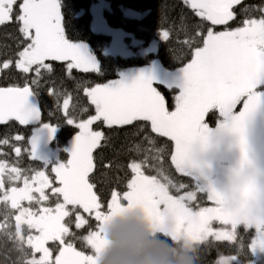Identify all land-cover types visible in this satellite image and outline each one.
Returning <instances> with one entry per match:
<instances>
[{
    "label": "snow or ice",
    "instance_id": "obj_1",
    "mask_svg": "<svg viewBox=\"0 0 264 264\" xmlns=\"http://www.w3.org/2000/svg\"><path fill=\"white\" fill-rule=\"evenodd\" d=\"M241 3L183 0L199 18V30L183 41L190 58L171 82L140 72L130 80L122 76L84 86L87 103L78 113L69 111L71 96L64 98L66 124L78 129L65 150L67 159L53 163L40 155L35 131L25 151L42 162L43 170H24L0 159V236L18 252L17 264H96L105 244L104 223L131 207H138L150 227L174 245L198 252L227 244L231 254L217 248L212 264H253L249 255L264 252V175L250 158L245 127L264 95V5L243 9V19L237 20L234 9ZM8 23L16 25L23 39L14 60H3L0 68L14 63L21 73L34 75H26L22 84L0 86V124L39 121L51 138L58 125L43 122L36 91L43 74L52 71L50 62H62L70 75L73 70L98 72L100 66L68 37L58 0H0V25ZM160 36L167 41L170 32ZM159 85L174 92L172 104ZM210 112H218L221 128L232 134L239 150L222 189L199 183L190 171L193 145L207 143L205 117ZM97 127L144 133L136 145L143 146V158L126 165V190L113 189L106 202L92 182L95 150L107 139ZM158 138H166L163 146ZM8 144L7 138L0 139V145ZM14 151L19 156L22 149L14 146ZM172 170L188 182L175 179ZM73 223L76 230L87 227V234L79 237L81 246Z\"/></svg>",
    "mask_w": 264,
    "mask_h": 264
},
{
    "label": "trees",
    "instance_id": "obj_2",
    "mask_svg": "<svg viewBox=\"0 0 264 264\" xmlns=\"http://www.w3.org/2000/svg\"><path fill=\"white\" fill-rule=\"evenodd\" d=\"M96 1L58 0V3L68 37L72 42L81 41L89 44L92 53L98 60L100 70L90 73L73 70L70 75L65 64L51 61L52 71L45 72L39 86L36 87L43 122L58 125L51 145L59 150V156L63 160L67 159L65 150L68 141L78 131L74 126L66 124L62 112L64 98L71 96L69 111L78 113L79 107L87 103L82 91L84 86H94L95 83H105L116 79L124 69L147 65L155 58H158L166 69L182 67L190 58L188 46L183 41L188 38V35H191L193 30H199L196 29L199 18L192 15L184 6L183 0H106L109 7L104 10V17L109 26L123 29L144 45L154 39L158 41L156 51L145 55L106 54L104 50L110 44L111 37L101 32H95L91 28V6ZM261 5H264V0H242V3L235 6L234 9L237 13V20L243 19V9ZM124 8L138 11L141 16H127L123 12ZM232 26L237 25L233 23ZM165 30L170 32V38L167 41L162 40L160 36V33ZM218 30L221 29L218 28ZM22 39L23 37L17 31L15 24L0 25V64L5 59L14 60L15 54L20 50L18 45ZM26 75L31 78L34 73L23 74L15 68L14 63L10 65L9 69L0 68V86L22 84ZM157 87L166 96L167 102L172 104L174 92L162 85ZM50 88L55 89L53 94H49ZM218 118V112L214 114L210 112L205 117L211 127L215 125ZM34 125L35 123L22 127L15 121L0 125V139L7 138L9 140L8 145H0V159L7 160L10 165L24 170H43L42 162L32 159L30 152L25 151L28 147L27 139L30 137L31 128ZM96 129L103 130L107 139L95 150L96 167L92 174V182L95 183L96 191L102 201L106 202L110 199L113 189L121 192L126 190L129 171L126 165L130 159L143 158V146L137 149L136 145L142 141L144 133L130 127L112 129L97 127ZM17 135L24 139L16 141L14 138ZM165 140L166 138H158V145L163 146ZM14 146L22 149L19 156L16 155ZM168 159L170 160V157ZM47 171L50 172V167ZM172 176L179 181L188 182V178L179 176L174 170H172ZM3 212L4 207L0 205V223L3 222ZM83 215L88 219L87 214ZM72 228L77 237L76 243L81 246L79 237L87 234V227L76 230L73 223ZM217 248L225 254H231L227 244L214 245L212 249L205 247L195 252V264H212V261L217 258ZM18 255L13 244L0 236V264H17ZM248 258L253 262L255 260L254 255L251 254ZM255 264H264V256L255 261Z\"/></svg>",
    "mask_w": 264,
    "mask_h": 264
},
{
    "label": "rangeland",
    "instance_id": "obj_3",
    "mask_svg": "<svg viewBox=\"0 0 264 264\" xmlns=\"http://www.w3.org/2000/svg\"><path fill=\"white\" fill-rule=\"evenodd\" d=\"M108 7V2L106 0H97L93 2L91 6L92 30L107 34L111 37L110 44L104 50L106 54L130 56L137 54L145 55L146 53L156 51L158 44L156 39L144 45L140 40L123 29L109 26L104 17V10L108 9ZM123 12L130 17L141 16L140 12L129 8H124ZM73 43L98 64V60L92 53L89 44L81 41ZM177 71L178 68L166 69L159 59L155 58L147 65L124 69L120 72L118 78L123 76L130 80L136 74L143 72L146 75L155 77L157 81L171 82V80L176 77ZM237 111H239V107H237ZM40 124L41 122H35V125L31 128V134L35 131L38 137V153L48 157L53 163L57 160H63L59 156V150L51 145V140L55 132L52 134L51 138H49L47 133L41 130ZM245 127L250 149V158L253 160L256 169L258 168L264 171V95L261 96L256 107L249 113ZM72 137L68 141L66 149L70 147ZM238 157L239 150L235 144V138L232 134L223 130L220 126V121L216 120L213 127L210 125L208 127L207 143L201 145L197 142L193 145L191 150L192 166L190 167V171L194 174L199 183L222 189L228 184L231 170L236 166ZM205 163L211 166V171L208 173L203 172V165H205ZM263 256L264 252L257 250L254 254L255 260L253 264Z\"/></svg>",
    "mask_w": 264,
    "mask_h": 264
},
{
    "label": "clouds",
    "instance_id": "obj_4",
    "mask_svg": "<svg viewBox=\"0 0 264 264\" xmlns=\"http://www.w3.org/2000/svg\"><path fill=\"white\" fill-rule=\"evenodd\" d=\"M96 264H195V250L158 235L138 207L112 214L103 225Z\"/></svg>",
    "mask_w": 264,
    "mask_h": 264
},
{
    "label": "water",
    "instance_id": "obj_5",
    "mask_svg": "<svg viewBox=\"0 0 264 264\" xmlns=\"http://www.w3.org/2000/svg\"><path fill=\"white\" fill-rule=\"evenodd\" d=\"M38 100V99H37ZM39 102V101H38ZM18 123V122H17ZM35 123V122H34ZM19 124V123H18ZM33 124V123H32ZM0 125H2V124H0ZM20 125V124H19ZM31 125V124H30ZM20 126H22V127H25L24 125H20ZM211 171V166L210 165H206V166H204L203 167V172L204 173H208V172H210Z\"/></svg>",
    "mask_w": 264,
    "mask_h": 264
},
{
    "label": "flooded vegetation",
    "instance_id": "obj_6",
    "mask_svg": "<svg viewBox=\"0 0 264 264\" xmlns=\"http://www.w3.org/2000/svg\"><path fill=\"white\" fill-rule=\"evenodd\" d=\"M206 165H207V163H205V165H203V167L206 166ZM208 165H209V164H208ZM255 168H256V167H255ZM256 170H257V172H258L259 175H264V171H262L261 169H258V168H257Z\"/></svg>",
    "mask_w": 264,
    "mask_h": 264
}]
</instances>
